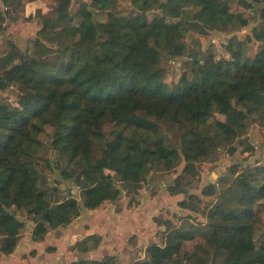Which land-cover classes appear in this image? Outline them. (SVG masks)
Listing matches in <instances>:
<instances>
[{
  "label": "trees",
  "instance_id": "16d2710c",
  "mask_svg": "<svg viewBox=\"0 0 264 264\" xmlns=\"http://www.w3.org/2000/svg\"><path fill=\"white\" fill-rule=\"evenodd\" d=\"M59 1L48 14L39 15L41 28L32 54L9 42L0 56V90H18L15 106L0 102L2 254L14 250L24 231L12 206L31 216V238L40 242L47 227L67 226L81 206L94 209L118 197L115 180L105 170L114 172L117 181L134 194L151 171L160 167L170 171L178 152L163 142L156 120L169 122L181 132L183 172L193 175L197 161L212 155L221 141L231 142L241 134L248 115L264 116V22L246 38L260 44L252 58L241 52V42L233 36L225 46L229 58L216 59L210 50L199 60L191 56L194 68L181 74L173 87L163 83L160 70H152L160 55L183 57L185 47L179 41L189 28L232 33L245 27L248 21L233 12L227 0H129L127 14L117 0H88L96 13L107 14L106 21L96 22L88 4L80 3L75 25L69 15L72 0ZM263 2L251 0L257 5ZM251 3L238 0L245 9L253 8ZM161 9L166 15L146 18L148 12ZM183 9L195 10L184 20ZM260 17L264 19V7ZM98 35L104 40L99 41ZM214 113L224 120L209 123ZM43 124L54 127L53 148L61 146L71 159L81 156L83 160L75 178L81 203L71 196L60 201L55 189L49 195L38 190L35 169L21 158L31 155L29 143L39 144L35 134ZM107 124L114 130L104 139ZM95 137L102 146L101 159L92 164L87 161ZM258 167V177L239 174L220 194L235 196L234 207L215 205L205 224L193 223L189 217L176 227L164 222V245H150L145 258L131 264H209L205 256L212 264H264V239L256 246L252 236L258 222L255 208L264 198V164ZM181 181L178 176L175 182ZM184 190L171 188L170 192ZM188 198L190 203L178 205L199 212L191 206L196 197ZM193 242L192 250L185 248ZM98 243L99 238L91 236L75 248L85 251L89 244ZM110 261L106 257L83 264Z\"/></svg>",
  "mask_w": 264,
  "mask_h": 264
},
{
  "label": "rangeland",
  "instance_id": "374dc122",
  "mask_svg": "<svg viewBox=\"0 0 264 264\" xmlns=\"http://www.w3.org/2000/svg\"><path fill=\"white\" fill-rule=\"evenodd\" d=\"M238 0H227L229 8L233 12L241 13V16L246 18L248 21V26L236 30L232 33H224L223 31H212L206 30L200 33L197 29L189 28L184 35V37L179 41L185 47V52L183 57H167L165 55H160L158 63L153 67L152 70L161 71V79L163 83L173 87L181 74L184 72H189L194 68L191 64L189 58L195 57L197 60L202 59L206 55L207 51L210 50L216 59H226L229 58L225 52V46L228 39L233 36H237L242 42V51L246 57L252 58L254 54L259 49V43L252 40L250 42L246 41L249 35L252 36V28L260 27L264 19L260 17V9L264 7V2L262 5H254L251 9H245L242 11L241 6L237 3ZM249 1V0H248ZM251 1V0H250ZM129 0H117V6L122 12L129 10L128 6ZM80 3H86L85 0H73L69 7V15L72 17V24L75 25L78 19L75 15L79 8ZM89 9L93 10L96 18V22H105L107 19L106 13H96L94 11V5L87 2ZM240 6V7H239ZM195 9H183L181 18L186 20L189 19L191 14ZM126 12L125 14H127ZM124 14V13H122ZM166 15L165 10H155L148 12L146 18L150 20L153 16ZM20 23H24L20 15L15 14ZM33 26V25H32ZM6 33H2L4 37L0 39V56L3 55L8 49V43L14 41L7 36ZM229 37H226L228 36ZM98 40H104V36L98 35ZM15 46L22 52L32 54L34 51V44L31 38L20 37L16 41ZM18 99V90L14 87H9L0 90V102L5 103L9 106H15ZM258 115H248L244 120L245 127L241 134L235 137L231 142L221 141L217 146V149L212 155H208L207 159H201L195 164L196 173L193 175L184 173L185 160L181 153V143L182 136L181 132L169 122L164 120H156L159 125V130L163 136V142L174 148L178 152V161L170 169V171H164L162 167L159 170L151 171L141 182L140 188L137 193L134 194L133 191L125 189L123 184L117 181L114 172L110 170H105L104 174L113 176L115 180L114 187L118 189V197L113 201V206L116 209L121 207L122 202H125L127 207H130L132 203H136V199L140 197L139 191L148 190L151 197L157 195L158 190H161L162 196L168 198V195L175 196L181 195V200L177 203V207L181 215L172 212V204H167L164 199H162V209L157 212L152 218L153 223L156 227H160L161 232L156 231V238L158 239L156 245H164L165 236L164 222L168 221L173 224V226H179L180 221L189 217L193 223L205 224L207 223L206 214L210 208H214L215 205L219 204L222 207H234L235 206V196L229 194L225 196L220 194L227 188L231 187V181L234 180L239 174H252V177H258V166L264 164V116ZM215 120H224V116L214 113L209 119V123H213ZM114 130L112 124H107L103 128L104 139L110 137V133ZM54 127L49 124H43L41 130L35 134L36 140L39 142L35 146V143H29L28 148H31L30 156H20L23 161L31 162L32 169L37 174L36 186L38 190L46 192L48 195L55 189L56 198L60 201L67 198L68 196L76 198L81 203V198L79 195V189L75 185V178L80 175V170L82 168L81 156L71 159L66 151L60 146L55 149L52 147L51 143L53 141ZM227 144V145H225ZM101 144L96 137L93 139L90 145V158L89 161L96 163L97 160L101 159ZM213 151V149H212ZM211 151V152H212ZM178 176L182 177L181 184H176V178ZM256 182L257 179H253ZM256 184V183H255ZM184 187V192H177L175 194L170 192L171 188L179 190ZM213 190V191H212ZM212 191V194H208ZM188 192H191L188 194ZM189 196H195L196 200L191 206H196L199 212H194L191 207L181 208L178 204L180 202H186L187 204L191 202L188 198ZM224 196V197H223ZM233 196V197H231ZM232 198V200L230 199ZM124 200V201H123ZM120 202V203H118ZM256 206V213L258 215V222L253 229V240L258 246L260 242L264 239V198L260 200ZM175 206V205H173ZM11 211L16 212V218L18 221L24 224V230L27 226H34L31 216L24 213L22 209L15 207L10 208ZM166 216L168 218L163 217ZM154 244V245H155ZM153 245V244H152ZM194 247L193 243H188L185 248L192 250ZM146 256V254H145ZM205 259L209 261V257L205 256ZM143 260V259H141Z\"/></svg>",
  "mask_w": 264,
  "mask_h": 264
},
{
  "label": "crops",
  "instance_id": "0c3cea01",
  "mask_svg": "<svg viewBox=\"0 0 264 264\" xmlns=\"http://www.w3.org/2000/svg\"><path fill=\"white\" fill-rule=\"evenodd\" d=\"M244 1L251 3L250 0ZM85 2L91 3L88 0ZM59 3V0H8L7 3L0 0V39L4 37L2 33L7 32V36L12 35L9 37L14 43L20 37L31 38L33 42L41 28L39 15L48 14ZM251 4L253 7L257 5ZM240 8L245 11V8ZM15 14L20 15L24 23H20ZM241 52L243 53L242 42ZM139 194L136 203H132L130 207L126 206V201L122 202L119 209L108 201L94 209L81 206L80 213L72 217L67 226L55 230L47 227V233L40 242L32 240L33 228L28 225L20 234L14 250L10 254L0 253V264H83L100 262L106 257L111 258L110 264H131L144 259L147 248L158 242L155 234L161 230L156 227L152 218L164 206L162 199L167 204H172L173 213L181 215L177 207L181 195H168L166 198L162 196L161 190H158L155 197H151L148 190H140ZM91 236L99 238L96 247L89 244L85 251L75 248L78 242Z\"/></svg>",
  "mask_w": 264,
  "mask_h": 264
}]
</instances>
